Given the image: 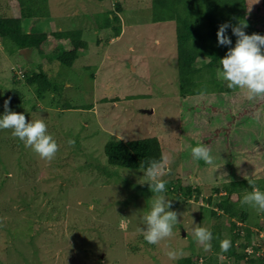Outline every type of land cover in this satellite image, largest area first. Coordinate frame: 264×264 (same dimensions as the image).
<instances>
[{
	"label": "rangeland",
	"instance_id": "rangeland-1",
	"mask_svg": "<svg viewBox=\"0 0 264 264\" xmlns=\"http://www.w3.org/2000/svg\"><path fill=\"white\" fill-rule=\"evenodd\" d=\"M45 1L48 16L22 18V31L80 29L87 47L65 66L46 56L56 44L51 38L42 45L44 54L0 38V116L7 92L18 89L24 100L12 111L26 122L43 119L59 146L48 161L12 130H0V264H186V258L203 264L210 256L216 264H234L196 242L197 225L217 232L212 241L238 232V250L247 226L258 249L243 251L253 264H264V213L240 203L253 187L264 191V100L249 101L240 88L229 89L220 65L218 86L202 82L192 87L197 92L181 93L176 23L155 21L152 0ZM117 2L123 10L116 13V36L100 25ZM256 7L248 5L246 22L264 30V12ZM19 14L18 0H0L1 17ZM38 66L49 82L42 95L20 77ZM143 137H156L169 161L162 195L178 213L173 235L159 244H148L140 231L159 194L144 183L142 170L110 165L104 153L111 140ZM201 144L210 148L214 165L192 158L191 148ZM234 181L241 184L228 202L245 209L243 222L216 206ZM173 185L190 186L191 193L171 192ZM234 222L246 226L231 231ZM168 250L183 255L171 260Z\"/></svg>",
	"mask_w": 264,
	"mask_h": 264
},
{
	"label": "trees",
	"instance_id": "trees-1",
	"mask_svg": "<svg viewBox=\"0 0 264 264\" xmlns=\"http://www.w3.org/2000/svg\"><path fill=\"white\" fill-rule=\"evenodd\" d=\"M153 19L155 21H175L176 23V58L178 72V87L181 93H195L197 84L205 82L208 85L218 86L215 76V69L220 65L222 59L229 47H234L237 37L232 34V28L227 29L226 35L229 36L232 43L228 46L218 44L217 32L223 23L231 26L246 24L244 28L246 34L253 33L264 35V30L253 24H248L245 19V11L249 4H255L257 11L264 12V0H152ZM19 16L18 17H1L0 16V38H7L16 42L19 47L36 48L41 54H44L42 45L49 38L55 41L54 49L46 56L54 57L59 63L65 66H71L77 58L78 52L87 47V43L81 38L80 29L70 30H54L51 32H23L21 28L22 18H39L47 17L49 14L45 0H18ZM115 11H109L105 14L101 23V28H109L116 36L120 33L119 17L116 13L121 12L122 6L119 2L114 4ZM66 40L64 44L63 41ZM205 58H208L206 61ZM198 59H202L198 61ZM205 60V61H204ZM41 66L23 71L20 75L24 78L28 86H35L37 93L42 95L47 91L48 80L46 74L41 70ZM202 85L200 87H205ZM221 86V85H220ZM193 87V88H192ZM9 100L8 107L12 110L23 103V94L16 88L10 89L3 101L2 110H4V102ZM104 153L108 164L130 169H140L141 165L147 164L151 159L160 160L162 158L159 141L156 137H143L133 140H111L104 147ZM240 181H234L224 193L222 200L216 203L217 208L230 218L236 217L242 222L246 220L247 213L245 209L240 211L233 206V202L229 203V194L233 192ZM175 185V184H174ZM171 192L181 190L184 197L191 193V187L174 186ZM176 193V192H175ZM176 197H178L176 195ZM177 199V198H176ZM175 199V202L177 201ZM208 201L210 200L207 199ZM211 214L215 216L216 212ZM243 226H246L245 224ZM242 226V227H243ZM234 223H231L230 230L235 228L241 229ZM245 229V227H244ZM234 231V230H233ZM216 233V234H215ZM214 236H218L216 231L212 232ZM239 233H235L231 238V247L227 252H221L220 241L215 237V241H211L212 252L222 254L232 258L234 264L242 259L253 264L254 259H248L249 253L243 249L257 250L256 244H252V232L246 226L244 231V241L240 244L241 250L235 242V237ZM241 235V234H240ZM239 235V236H240ZM254 235V232H253ZM251 238V239H250ZM238 247V248H237ZM201 257L196 256L195 260ZM209 261L203 264H216L212 261V256L208 257ZM263 261V259H262ZM186 264L192 263L190 258L184 259ZM202 261H199V263Z\"/></svg>",
	"mask_w": 264,
	"mask_h": 264
},
{
	"label": "clouds",
	"instance_id": "clouds-1",
	"mask_svg": "<svg viewBox=\"0 0 264 264\" xmlns=\"http://www.w3.org/2000/svg\"><path fill=\"white\" fill-rule=\"evenodd\" d=\"M232 28V34L237 37L235 46L229 47L225 56L220 59V68L217 69L219 77L227 82L229 89L240 88L244 91L245 98L249 101L264 100V35L253 33L248 35L244 28L246 24L231 26L223 23L217 32L218 44L231 45L232 41L226 35L227 29ZM222 66V67H221ZM10 101L4 102V114L0 116V130L10 129L14 138L24 142L25 147L31 148L41 159L51 161L58 151V144L52 135L47 132V125L43 119L26 122L24 114L13 112L9 107ZM69 145L75 141L69 139ZM194 160H203L208 165H214V158L209 147L201 144L191 148ZM168 159H151L143 168V176L149 190L156 195L152 201L151 210L143 216L144 227L140 229L144 240L148 244H159L173 235L174 226L179 223L178 213L169 210L172 201L166 199V182L162 179L165 175ZM251 181L249 184L251 185ZM143 184V183H142ZM241 205H248L258 213H264V191L253 187L251 192H246L240 201ZM192 233L196 242L204 247L205 251L211 250L213 234L205 227L195 226ZM231 247V241H220L221 252H227ZM250 249V248H248ZM252 250V249H251ZM166 255L175 260L183 255L179 250H168Z\"/></svg>",
	"mask_w": 264,
	"mask_h": 264
}]
</instances>
